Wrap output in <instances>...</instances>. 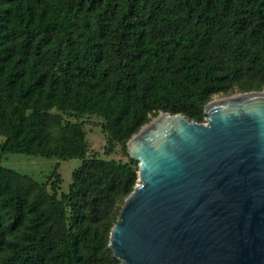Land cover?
<instances>
[{
	"label": "trees",
	"instance_id": "obj_1",
	"mask_svg": "<svg viewBox=\"0 0 264 264\" xmlns=\"http://www.w3.org/2000/svg\"><path fill=\"white\" fill-rule=\"evenodd\" d=\"M264 88V0H0V153L79 159L68 193L0 165V264H120L110 234L137 162L106 152L161 112L203 123L215 94ZM127 154V153H126Z\"/></svg>",
	"mask_w": 264,
	"mask_h": 264
},
{
	"label": "water",
	"instance_id": "obj_2",
	"mask_svg": "<svg viewBox=\"0 0 264 264\" xmlns=\"http://www.w3.org/2000/svg\"><path fill=\"white\" fill-rule=\"evenodd\" d=\"M161 112L127 142L137 180L111 229L120 264H264V90Z\"/></svg>",
	"mask_w": 264,
	"mask_h": 264
},
{
	"label": "rangeland",
	"instance_id": "obj_3",
	"mask_svg": "<svg viewBox=\"0 0 264 264\" xmlns=\"http://www.w3.org/2000/svg\"><path fill=\"white\" fill-rule=\"evenodd\" d=\"M239 93L241 92L234 91L227 95L215 94L212 96L211 101ZM82 120L83 129L86 134L85 138L88 143L89 156H97L102 159H113L121 162L129 161V156L126 154L127 148L124 149L121 146L116 145L113 147L110 153L106 152V134L102 130L101 119L98 116H86ZM0 165L18 171L22 174L29 175L37 182H44L46 177L55 169V167H57V172L61 177L60 188L57 192L58 196L60 197L62 193H68L69 185L72 182L73 171L81 165V160L69 159L63 161L56 160L54 158H43L24 154L0 153Z\"/></svg>",
	"mask_w": 264,
	"mask_h": 264
},
{
	"label": "bare ground",
	"instance_id": "obj_4",
	"mask_svg": "<svg viewBox=\"0 0 264 264\" xmlns=\"http://www.w3.org/2000/svg\"><path fill=\"white\" fill-rule=\"evenodd\" d=\"M216 101H219V99H218V100H216Z\"/></svg>",
	"mask_w": 264,
	"mask_h": 264
}]
</instances>
